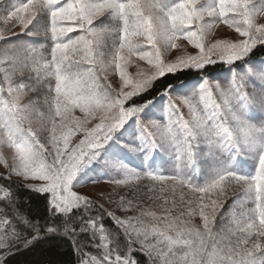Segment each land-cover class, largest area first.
Segmentation results:
<instances>
[{
	"label": "snow or ice",
	"instance_id": "6c2138e0",
	"mask_svg": "<svg viewBox=\"0 0 264 264\" xmlns=\"http://www.w3.org/2000/svg\"><path fill=\"white\" fill-rule=\"evenodd\" d=\"M0 8V264L41 244L69 252L68 264H264V57H255L264 0H0ZM178 41L196 52L168 61ZM134 61L149 68L133 76ZM217 64L228 73L210 76ZM186 70L197 79L180 80ZM161 77L180 87L139 103ZM131 118L138 135L129 151L172 164L106 165L118 170L104 181L119 200L81 194L102 180L78 175ZM145 200L162 214L127 215Z\"/></svg>",
	"mask_w": 264,
	"mask_h": 264
},
{
	"label": "trees",
	"instance_id": "16d2710c",
	"mask_svg": "<svg viewBox=\"0 0 264 264\" xmlns=\"http://www.w3.org/2000/svg\"><path fill=\"white\" fill-rule=\"evenodd\" d=\"M14 2L15 0H9V3H14ZM2 10L3 9L0 8V11ZM0 27H7V26L0 25ZM12 30L19 31V28L14 27ZM37 39H40V38H37ZM41 42L43 41L41 40ZM255 57L256 58L264 57V49L257 50L255 52ZM226 67H227L226 65L225 66H222L219 64L213 65L211 66V71L208 74L210 76H224L228 73V69ZM168 75L171 76L172 74H168ZM159 79H160V82L157 83L156 87L153 90H151L150 94H148L146 97L140 98L138 101L139 103L143 104L144 99L151 101L153 100L154 97H155V101H162V97H160L159 94L163 92L168 87L169 84H173L177 88L180 87V84L178 83L176 78H169V79L164 80V78L161 77ZM179 79L180 80H185V79L195 80L197 79V77L192 72H188L186 70L185 74L179 75ZM213 81H216V80H213ZM217 82H220V81H217ZM128 128L130 132L128 134L124 133V131H126ZM137 135H138V130L136 127L135 118H131L126 123V125L117 132L114 139L110 141L109 143L110 144L117 143L118 142L117 139H118L122 141L126 140L130 142V144L134 145L135 143H137L135 139ZM128 158H129L127 161L128 164L127 163L126 164L132 168H136L137 170H143L146 166H155L157 164H160L163 161H166L169 166L172 164V161L170 160V158L163 154L154 156L152 160H149L147 164H144V165H141L139 156L135 155L133 157H128ZM115 169H110L108 172H106L104 177L101 176L100 178L107 179L109 174H113L117 172V170ZM197 182H202V181H200L199 178H197ZM19 191L22 197H25V198L30 197L32 201L35 202L36 198L32 194L28 193L26 189L21 188ZM119 191L120 189H117V188L112 190L111 194L113 195V198L116 200H119V196L116 194ZM132 191H134V189H132L131 187L125 188L124 194L127 195L128 192H132ZM98 197H101V196H97V197L95 196L94 198L93 197H90V198L96 199ZM101 202L104 203L105 208H108L110 210H115L117 212V215H122V216L125 215L123 210L115 209L114 206L109 204L106 200L102 199ZM138 203L140 204V207H137L134 210H130L127 213V215L139 216L141 212V208H143L144 211H154L156 212L157 215L162 214L160 210V205L158 202L145 200V201H139ZM177 211H179V207L177 208ZM143 219L145 220L146 223H149V224L155 223V221H153L151 217L145 216L143 217ZM191 224L193 226H198L200 224L199 217L198 216L193 217L191 219ZM60 251L61 250L49 248L46 244H41L32 250L21 252L18 255L14 256L13 258L10 259L9 264H68V262L71 259L70 253L65 251V252H61L57 254Z\"/></svg>",
	"mask_w": 264,
	"mask_h": 264
},
{
	"label": "rangeland",
	"instance_id": "374dc122",
	"mask_svg": "<svg viewBox=\"0 0 264 264\" xmlns=\"http://www.w3.org/2000/svg\"><path fill=\"white\" fill-rule=\"evenodd\" d=\"M219 29V26H218ZM217 30H214L212 33L213 37L217 36ZM230 32L231 30H225ZM234 34V33H233ZM223 35V33H221ZM210 42H214V40H210ZM179 47L178 49H171L167 55L168 61L174 60L178 55H184V54H195L196 50L192 47V45L188 44L187 41H178L177 42ZM139 69H145L147 70L149 68V65H147L143 61H134L133 64L129 68V72L135 76L137 70ZM118 79V76L115 77ZM213 84L218 83L217 81H212ZM186 111V109H185ZM130 132L129 128L124 131V133L128 134ZM117 143L107 144L104 147V150L101 151L100 157L97 159V161H94L91 165L86 166L78 175L77 179L81 178H87L91 177L92 179H99L102 180L100 184L97 185H90L86 188H81L80 192L81 194L87 193L90 197H97L101 196L103 197V194L105 193H112V190L115 189L114 186L108 185L105 183L104 179L100 178L101 176H105L106 172H108L110 169H115L114 167H106V165H115L117 163H124L126 164L128 161V157L133 156H139L140 157V163L141 165L146 164L143 160V157L141 154L134 153L132 151H129L128 147L126 145H132L130 142L124 140H118ZM153 159V158H152ZM151 159V160H152ZM157 159V158H155ZM157 161V160H156ZM128 164V163H127ZM95 169V171H93ZM3 170V166L0 165V171ZM117 170V169H115ZM118 171V170H117Z\"/></svg>",
	"mask_w": 264,
	"mask_h": 264
}]
</instances>
